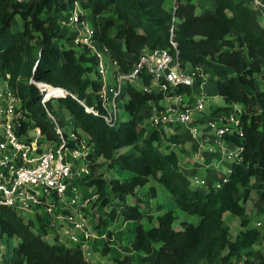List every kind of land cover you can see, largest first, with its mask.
<instances>
[{
    "label": "trees",
    "instance_id": "16d2710c",
    "mask_svg": "<svg viewBox=\"0 0 264 264\" xmlns=\"http://www.w3.org/2000/svg\"><path fill=\"white\" fill-rule=\"evenodd\" d=\"M75 3L89 10L93 19L109 10L115 15L98 25L94 39L108 49L119 71H127L143 48L166 46L172 35L180 57L210 71L226 104L241 106L242 137L224 136L241 146L240 161L216 177L218 188L210 182L203 190L192 189L177 154L166 151L162 131L146 126V105L157 100L159 93L126 84L124 124H119L118 116L113 121L101 116L104 109L97 96L101 82L94 69L95 56L86 46L77 51L56 43L64 36L63 14ZM16 15L21 18L19 30L12 28ZM115 24L118 28L110 34L109 28ZM263 70L264 24L244 0H173L168 7L166 0H0V74L8 75L7 84L20 100L19 132L38 127L48 141H58L48 114H55L50 96H58L75 122L77 134L92 145L93 151L85 158L88 175L93 177L101 164L98 159L108 168L117 166L131 173L108 180L95 177L89 183L95 186L93 192L103 206L110 202L107 190L116 198L117 205L107 212L110 220L120 214L136 222L130 245L133 252L115 257L114 264H264L260 251L250 256L264 233L248 227L246 213L254 177L261 189L257 211L264 213ZM143 82L149 79L144 77ZM61 88L67 92L64 96H59L64 93L58 92ZM151 179L162 184L179 211L197 220H180L175 228L174 210L153 215L147 211L151 207L148 201L142 209L140 188L148 185L147 196H157L155 186L149 185ZM225 212L240 219L242 229L233 239L223 219ZM144 216L154 224L144 227ZM46 229L43 218H24L15 209L0 205V242L3 236L17 240L9 254L2 252L3 264H90L79 244L68 245L56 236L48 241ZM102 252H106L104 248Z\"/></svg>",
    "mask_w": 264,
    "mask_h": 264
},
{
    "label": "built area",
    "instance_id": "2783aa9c",
    "mask_svg": "<svg viewBox=\"0 0 264 264\" xmlns=\"http://www.w3.org/2000/svg\"><path fill=\"white\" fill-rule=\"evenodd\" d=\"M244 1L264 16V0ZM67 21L82 26L83 32L73 38V43L88 47L95 56L94 69L101 82L97 96L104 109L101 116L106 121L116 119L124 87L132 84L144 92L160 94L157 100L148 102L146 126L162 132L165 126L170 129L185 128L200 146L208 134L221 139L225 135L242 137L239 112L236 110L203 118L208 100L202 90L209 79L207 71L180 57L172 35L166 46L143 48L130 68L121 72L108 49L95 41V29L84 23L80 14L73 11ZM61 22L64 23V20ZM94 44H98V49ZM144 77L149 79L146 84ZM62 90L64 93L61 96H64L67 92ZM0 99V205L11 207L19 214L27 212L36 215V218L41 217L47 226L55 227L54 236H63V239L80 245V235L84 240L93 235L80 211L88 199L84 196L80 199L77 194H72L69 201L63 200V197L69 186L76 191L72 184L78 177L90 173L84 160L93 148L89 147L85 136L80 138L74 132L65 134L50 113L60 138L58 141L47 140V146L41 148L40 141L30 136L31 130L41 135L38 127L26 133L19 132L22 116L20 100L8 84L0 88ZM86 110L99 115L92 107H86ZM232 144V149L223 147L220 152L227 159L236 160L240 158L241 146ZM199 159L204 160V156L201 154ZM193 182L207 184L205 179L197 177L193 178ZM219 186V181L213 182L214 188Z\"/></svg>",
    "mask_w": 264,
    "mask_h": 264
},
{
    "label": "rangeland",
    "instance_id": "374dc122",
    "mask_svg": "<svg viewBox=\"0 0 264 264\" xmlns=\"http://www.w3.org/2000/svg\"><path fill=\"white\" fill-rule=\"evenodd\" d=\"M172 3H173V0H166L167 7L170 6ZM73 11L80 14L83 22L92 26L93 29H98V25L100 23H104V21L106 20L115 19V15L113 14L111 10L97 16L96 19H93L90 11L82 9L78 3H75L72 6H70V8L63 14L64 16L62 20H64V23H61V26H62L61 28H62V32L64 33V36L57 39L56 43L58 45H62L63 47H71L73 49H76L77 51H80L81 47L83 46L73 43V38L83 31L81 30V27H82L81 25H77V24L67 21L68 15L72 14ZM260 21L264 23V16H260ZM20 23H21V18L19 17V15H16L13 19L12 28L14 30H19ZM117 28H118V24H115L113 27L109 28V33L114 34ZM230 36L232 39L235 40L233 32L230 33ZM94 46L98 49V44H94ZM259 77L260 76L258 75L257 79H258L259 85H261L262 82L260 81ZM207 79H208L206 80L207 84L204 86L202 90L205 92L208 100L212 99L213 101H208V100L206 101V108L203 111V114L204 113L206 114L208 112L206 110L207 108H209L210 106H216V105L227 107L225 109H220V110H226V111L235 110V107L233 105L226 104L224 99L218 94L217 89H216L217 78L213 76L210 71H207ZM7 83L8 82H7V79H5V74H0V88H4ZM45 96H46V93H45ZM50 97H52L51 103L53 106V110L55 112L53 116L55 117L59 125L61 126L64 133L68 134L69 132H74L77 134L75 130L76 129L75 122L70 118L65 108L57 100L58 96H50ZM122 101L123 99H121V101L119 100V106H118V119L120 121L119 122L120 125L124 124V121L126 118V113L124 112L123 107H122ZM241 109L242 108L236 111L240 112ZM149 129H151V127ZM163 132L165 134L169 133V135L172 134L173 136H175V134L180 132L182 136L184 137L183 147L186 150L185 152L188 156H190V158H192V152L195 147V141L188 135V132L185 128L175 131L174 129H170V127L165 126L163 127ZM163 132L161 133V138L165 139L166 136L168 135H164ZM30 136L32 139L34 138L40 141L39 145L41 148L47 146L48 142L44 135H38L35 133L34 130H31ZM81 137L83 138V136L80 135V138ZM221 143L223 145H231V141L226 138H222ZM176 151L179 153L182 152V151H178V148H176ZM199 151L201 152L202 155L207 154L210 151L214 153L216 151L220 152V145L215 140L206 141L202 144V146L199 147ZM84 161L86 163V160ZM97 162L101 164L96 168L94 174L92 175L93 177H91L90 175L78 177L72 184V186H74L76 191H73L72 187L69 186L65 196L63 197V200L69 201L72 194H77L80 199H82L83 196L86 199H88V202L86 203V205L84 207H80V211L83 212V217L85 218V223L88 225L90 229L94 230V235H96V237H99L100 235L104 237V241L95 247V250L97 253L94 254L93 256L94 258L98 257V259H101L100 262L112 264L113 256H122L123 254L128 252L125 246L128 243L127 242L128 239L131 237L132 234H134L133 227L136 222L132 220L129 221L123 217H120L114 222L113 224L114 228H111L112 224L110 223L111 221L107 215V212L111 209L112 206L115 207L117 205V202H116L117 200L116 198H113V195L110 192V190H107V197L110 199V202L107 206H103L101 203L100 197L96 193L93 192V190L95 189V186H91L89 185V183L95 177L109 179L111 176H118L114 178H120L119 173L121 169L115 166V167H112V169L116 168L117 170L115 171L110 170L106 166V164H104V161L102 159H99ZM213 163L215 164L216 161L213 160ZM227 170H228V165L225 163H220L219 165L216 166V170L212 171L211 168L205 167L202 170H199V172H197V175L200 178H205L206 176L207 177L217 176L221 172H226ZM127 173H128V176L131 175V173L129 172ZM257 183H258L257 180L253 178L252 179L253 190L246 203V213L249 218L248 227H251V228L255 227L256 229L260 231L261 234H263L264 233V213H259L257 211L258 205L260 203V195L258 194V191L261 190L260 188H258ZM149 185H154L155 187L158 188L157 196L155 198H151L150 200V198L146 194L148 185L144 186L143 188H140L138 190V197H141L139 199H141L143 202L141 205L142 209H145L146 207L145 201H148L152 205V207L148 206L149 209L147 211L148 213L152 212L153 215L156 214L158 209H160L161 211H165L167 209H172V210L175 209V212L177 214V220L174 222L175 228L179 227L178 222L184 217L183 214L188 218L189 221L191 222H194V220L196 221L197 219L196 216L188 215L178 210L173 198L166 191V189L162 186V184L157 183L155 180L151 179ZM192 188L203 190L205 186L204 185H192ZM21 215L24 218L30 217L36 220V217H35L36 215H33L32 213L23 212ZM223 219H224L225 224L228 225L229 227L230 238L233 239L236 233L242 229L240 225V219L238 216L233 215L230 212L223 213ZM258 222L260 223L259 225H257ZM142 224L144 225V227L148 228L151 225H153L154 222L153 223L149 222L146 216H144L142 219ZM116 229H118V231H116ZM109 236H110V239L114 238V241H113L114 250L112 252H110V248L107 246V243H106V242H109ZM1 239H2L0 242L1 252L9 254V251H11L12 247L16 245L17 240L15 238H8L7 236H3ZM45 239H47L48 241H51L53 238L49 236H45ZM59 240L63 241V236H60ZM122 247L124 248L120 252H118V249ZM103 248L105 249V251L107 250L110 253H108L107 255H104L102 252ZM255 250L260 251L261 253L264 254V239L255 243V245L252 247V250H251L252 252L250 256H254ZM245 257H246L245 254H243L242 258H245ZM88 258L91 259L92 256L88 255ZM0 263L3 264L2 257L0 259ZM90 264H95V261L94 263L93 262L91 263L90 261Z\"/></svg>",
    "mask_w": 264,
    "mask_h": 264
},
{
    "label": "crops",
    "instance_id": "0c3cea01",
    "mask_svg": "<svg viewBox=\"0 0 264 264\" xmlns=\"http://www.w3.org/2000/svg\"><path fill=\"white\" fill-rule=\"evenodd\" d=\"M263 23V22H262ZM264 24V23H263ZM5 79H8V77H7V75L5 74ZM208 101H213L212 99H209ZM148 106H149V104L147 103V105H146V112H145V114H146V116L148 115ZM233 106L235 107V110H240V108H241V106L240 105H238V104H233ZM224 106H210L209 108H207L206 110L208 111L206 114L204 113H202L203 114V118H210L212 115H222L223 114V112H226V110H220V109H225V108H223ZM147 118V117H146ZM149 126V125H148ZM150 128V126L148 127V129ZM151 129H152V127H151ZM180 129H182V127H180V128H177V129H174L175 131H178V130H180ZM184 129V128H183ZM188 132V131H187ZM164 133V132H163ZM164 135H168V136H166V138H168L169 137V139L167 140V139H162V140H164L163 141V143L166 145V151H169V150H172V151H174L176 154H177V156H178V159H179V166H180V169L182 170V172L188 177V179L190 180V187L192 188V185H204V186H206L207 184H196V183H194L193 182V178L194 177H197V178H199V179H205L206 181H207V183H210V182H214V181H216L215 179H216V177L218 176H206L205 178H200L198 175H197V172H199V170H202L203 168H211L212 169V171H214V170H216V166L217 165H219L220 163H225V164H227L228 165V170L226 171V172H221V173H228L229 172V170H230V167H231V164L233 163V162H237V161H240V158H238V159H236V160H229V159H227L226 158V156L224 155V153H221V152H218V151H216L215 153L214 152H211V153H207V154H204L203 156L205 157L204 158V160L203 161H201L200 159H199V157H200V155H201V152L199 151V147H200V145H198V143H196V141H195V147H194V150H193V152H192V158H190V156H188L187 154H186V150H185V148L183 147V142H184V137L182 136V134L180 133V132H178L177 134H175V136H173L172 134H170L169 135V133L168 134H165L164 133ZM188 135H189V133H188ZM190 136V135H189ZM167 140V141H166ZM211 140H215L219 145H220V150L224 147V148H226V149H232L233 148V144H232V141H231V145H223L222 143H221V138H217V137H215V136H213V135H210V134H208V136L207 137H205L204 138V140L201 142V146H202V144L204 143V142H206V141H211ZM89 147H92V145L91 144H89ZM176 148H178V151H182V152H177L176 151ZM200 152V153H199ZM223 158V159H222ZM99 160V159H98ZM213 160L214 161H216V163L214 164L213 163ZM105 164V163H104ZM113 167H115V166H113ZM110 170H113V171H115V170H117L116 168H109ZM119 175H120V178H125V177H130L131 175H129L128 176V173H127V171H123V170H121L120 171V173H119ZM114 177H118V176H111L110 178H114ZM109 178V179H110ZM254 179H256L257 180V178H255L254 177ZM106 180H108V179H106ZM154 186V185H153ZM156 188V192H157V187H155ZM192 189H194V188H192ZM151 200V199H150ZM151 207H152V205H151ZM174 211H175V209H173ZM162 211L160 210V211H158V212H156V214H160ZM175 214H176V212H175ZM177 215V214H176ZM183 218L181 219V220H187V221H189L188 220V218L183 214ZM45 215H44V219H45ZM120 217H123V216H121L120 214H117L116 215V217H115V219L114 220H110L111 222V228H114L113 226V224H114V222L118 219V218H120ZM124 218V217H123ZM126 219V218H125ZM197 220V219H196ZM130 221V220H129ZM194 222H195V220H194ZM135 225H136V223H135ZM135 225H134V227H135ZM134 227H133V229H134ZM47 236H49V237H51V238H53L54 239V235H55V232H56V229H55V227H51V226H47ZM120 230V229H119ZM90 231L92 232V237H90L88 240H84L83 238H82V236L80 235V239H81V246H82V250H83V253H84V257L89 261V259L90 258H88V255L89 256H92V258L90 259V261H91V263L93 262L94 263V261H95V264H107V263H104V262H100L101 261V259H98V257L97 258H94V254H96L97 252H96V250H95V247L97 246V245H99V244H101L103 241H104V237L102 236V235H100L99 237H96V235H94V230L93 229H90ZM116 231H118V229H116ZM52 239V240H53ZM134 240V234H132L131 235V237L128 239V243H127V245L125 246L126 248H127V250H128V252L127 253H132L133 251H132V248H131V242ZM63 241L65 242V243H67L68 245H74L73 243H71V242H69V241H67L65 238L63 239ZM113 241H114V238H111L110 239V236H109V242H106L107 243V246L110 248V252H112L113 250H114V248H113ZM124 247H122V248H119L118 249V252H120L122 249H123ZM110 252H108L107 250H106V252L104 253V255H107L108 253H110ZM126 254V253H125ZM125 254H123V255H125ZM122 255V256H123ZM122 256H113V258H112V260H114V258L115 257H122ZM90 261H89V263H90ZM97 261V262H96ZM112 264H114V261H113V263Z\"/></svg>",
    "mask_w": 264,
    "mask_h": 264
},
{
    "label": "bare ground",
    "instance_id": "6f19581e",
    "mask_svg": "<svg viewBox=\"0 0 264 264\" xmlns=\"http://www.w3.org/2000/svg\"><path fill=\"white\" fill-rule=\"evenodd\" d=\"M57 90H59V89H57ZM58 92H62V89L60 90V91H58ZM53 92H50V93H48L46 96H49V95H51Z\"/></svg>",
    "mask_w": 264,
    "mask_h": 264
}]
</instances>
